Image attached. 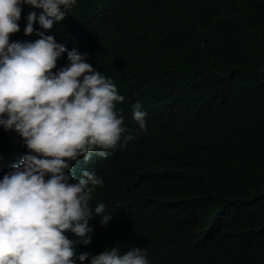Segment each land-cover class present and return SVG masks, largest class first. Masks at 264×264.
Listing matches in <instances>:
<instances>
[{
	"label": "trees",
	"instance_id": "16d2710c",
	"mask_svg": "<svg viewBox=\"0 0 264 264\" xmlns=\"http://www.w3.org/2000/svg\"><path fill=\"white\" fill-rule=\"evenodd\" d=\"M29 12L41 10L23 6L10 42L44 31L24 35ZM46 34L87 53L124 96L116 149L72 162L76 179L82 169L103 179L89 206L113 214L90 222L77 254L119 242L150 264H264V0H76ZM26 151L0 128V157Z\"/></svg>",
	"mask_w": 264,
	"mask_h": 264
},
{
	"label": "clouds",
	"instance_id": "9594fccd",
	"mask_svg": "<svg viewBox=\"0 0 264 264\" xmlns=\"http://www.w3.org/2000/svg\"><path fill=\"white\" fill-rule=\"evenodd\" d=\"M75 3L0 0V128L27 149L23 156L0 157V264H150L144 248L122 253L119 242L96 255L77 254V246L92 243L90 222L99 217L106 226L113 214L103 203L89 206L103 179L89 169L76 179L72 162L82 157L87 163L93 154L107 158L126 128L116 111L124 96L113 81L87 62V53L46 34ZM24 5L41 10L28 13L24 35L34 34V24L44 31H36L35 40L10 42ZM65 53L67 64L57 69ZM132 115L145 129L140 102Z\"/></svg>",
	"mask_w": 264,
	"mask_h": 264
}]
</instances>
